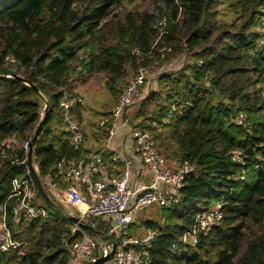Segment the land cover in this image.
<instances>
[{
    "label": "trees",
    "instance_id": "obj_1",
    "mask_svg": "<svg viewBox=\"0 0 264 264\" xmlns=\"http://www.w3.org/2000/svg\"><path fill=\"white\" fill-rule=\"evenodd\" d=\"M133 2L0 0V146L17 139L0 153V206L7 203L8 225L22 243L0 251V264H67L72 255L69 216L47 204L48 218H15L8 201L13 179L30 177L22 144L32 139L45 106L34 160L45 185L49 179L65 187L57 162L79 151L66 130L64 94L81 96V87L102 75L118 99L131 73L158 59L163 46L172 48L165 60L184 61L160 72L157 89L131 105L133 126L163 123L173 109L153 130L154 140L192 170L180 200L159 207L162 220L147 218L140 231L134 222L133 229L158 230L151 264H264V0H151L146 8ZM97 112L96 135L107 138L110 124L99 122L111 111ZM74 113L84 122L82 104ZM235 150L243 161L233 159ZM217 202L222 218L196 243L183 241L196 215ZM89 223L103 236L111 227L103 218Z\"/></svg>",
    "mask_w": 264,
    "mask_h": 264
},
{
    "label": "built area",
    "instance_id": "obj_2",
    "mask_svg": "<svg viewBox=\"0 0 264 264\" xmlns=\"http://www.w3.org/2000/svg\"><path fill=\"white\" fill-rule=\"evenodd\" d=\"M165 21L161 22L164 24ZM171 47L159 48L157 58L150 65H139L127 87L120 93L116 104L111 110V116L102 119L99 125L108 127L107 140H111L117 132L118 120L125 115L126 111L133 105L141 95V91L149 86L150 76L153 68L164 71L174 66V59H166V53ZM142 57L153 56V49L147 53L135 50ZM164 60L162 63L161 61ZM83 103L80 95L65 93L61 101L64 110L66 129L71 134L75 150L78 156L64 154L57 162V173L66 182L61 186L59 181L50 180V192L56 196L63 191L64 200L68 205L74 207L77 216L89 223V219L112 218L113 222L109 229L106 243L100 246L99 241L84 229L79 222L73 221L70 243L71 257L67 264H91L99 256L111 253L113 264H151L150 252L151 242L158 235V230L149 229L144 233L135 232L133 224L139 210L151 206H169L180 200V189L184 185L187 173L192 170L188 160H180L175 156L170 159L157 147L153 136V130L160 131L162 126L168 122L173 111L170 110L163 119V123L153 122L147 127L132 126L130 136L134 141L135 151L141 163L152 172L149 181L138 186L130 184V162L125 161V169L118 175L113 172L121 162L120 155L115 152L107 159L100 151H88L84 148V122L75 115L77 105ZM244 114L237 117L239 123H243ZM128 119H126V122ZM17 141L16 136L6 140L0 146V153L6 154L7 148L13 146ZM31 140H25L22 144L26 152V159L22 163L26 166L28 173V151ZM233 159L243 161L241 150L233 152ZM88 193H84L83 187ZM59 189V191H57ZM36 185L30 177H15L12 181V192L8 198L12 202V214L15 218H48L50 215L46 205L37 204ZM221 202L206 212L196 215L194 224L185 232L183 241L196 243L200 231H208L211 226L223 216ZM0 251L7 252L21 246V242L14 240L12 230L8 225L7 203L0 206ZM71 214H68V216ZM68 242V236L63 237ZM115 245V249L113 246Z\"/></svg>",
    "mask_w": 264,
    "mask_h": 264
},
{
    "label": "rangeland",
    "instance_id": "obj_3",
    "mask_svg": "<svg viewBox=\"0 0 264 264\" xmlns=\"http://www.w3.org/2000/svg\"><path fill=\"white\" fill-rule=\"evenodd\" d=\"M136 5L141 6V8L151 7V0H134V2L130 6L132 7V6H136ZM119 10H121V9H119ZM183 61H184L183 58L174 59V66H172L168 69H170V70L174 69V68L176 69L177 68L176 66H178L179 64H182ZM160 72H162V71H159L156 68H153L151 76H150L151 82H150L149 86H146V90H145V93H143V95L148 94L149 92H151V90L157 89L158 85H157L156 80H157V76ZM133 74H134V71L131 73L129 79L132 78ZM101 78H102V75H97L95 78H93L90 81V83L81 87V96L83 98L82 106L84 108V121H85V123L89 124L90 127L95 125V121L99 120V115H98L97 111H99V110L111 111L117 102V97L115 95H113L112 93H110L103 86ZM154 87L156 89H152ZM85 90H88V91L85 92ZM142 92H144V90L141 91V94H142ZM141 98H142V95H140V98L135 102V105H136V103L140 102ZM132 107L133 106H131L130 108L132 109ZM133 110L136 111L137 110L136 107ZM132 123L135 124V121ZM166 157H167V155H166ZM169 157L170 156H168L167 159H170ZM34 165H35V168L37 169V171L39 172V168H38L37 164L35 163V160H34ZM45 186H46V188H47V190L51 196V199L59 206V208H61L60 210L65 215L68 216V214H71L72 216H77L78 211L74 207H72L71 205H68L66 203V201L64 200L63 192H60V195L56 196L50 192V190H49L50 185H49L48 181H46ZM36 202H37V204H42V205L48 204L43 197L41 198L39 196H37ZM159 207L160 206L155 205V206H151V207L139 210L137 213L138 217H137L136 223H135L136 229H139V231L143 230V226L141 225V223L143 220H145L147 218H154V219H158L161 221L162 220V213H161V209ZM87 219H89V222H90L91 219L89 217ZM91 234L94 238H96L99 241L100 246H103L104 243H106L107 238L105 236L98 235V234L96 235L94 233H91ZM104 264H113L112 259L107 260Z\"/></svg>",
    "mask_w": 264,
    "mask_h": 264
},
{
    "label": "crops",
    "instance_id": "obj_4",
    "mask_svg": "<svg viewBox=\"0 0 264 264\" xmlns=\"http://www.w3.org/2000/svg\"><path fill=\"white\" fill-rule=\"evenodd\" d=\"M152 89H156V88L154 87ZM142 90H144V92H142L141 95H142V98H144L148 95V94L143 95V93H145L146 87L143 88ZM133 109L135 108H132V109L129 108L126 111L125 115L122 116L118 120L116 135L111 140H107V138H101L99 137V134L96 135V132H98V128H96L97 126L90 127L89 124L85 123L84 121V131L85 133H87V135L85 136L84 148L92 152L100 151L105 154L107 159L110 158V155L112 153L117 152L122 159H121V162H119V164L117 165V168L113 173L116 175L121 173L126 167L125 161L126 160L129 161L130 162V184L134 186H138L144 182L149 181L152 177V172L148 170L141 163L140 158L135 151L134 141L130 136V129L134 125V123L132 122L135 119V112H134L135 110ZM126 119H128L127 122H126ZM46 181L50 183L49 179H46ZM57 191H59V189H57ZM60 191L63 192L62 190ZM83 191L86 194L88 193L85 186L83 187ZM137 217H138V214H136L135 223H136ZM106 221H109L112 225L113 219L110 218ZM93 226L95 227V225ZM134 231L138 232L136 230Z\"/></svg>",
    "mask_w": 264,
    "mask_h": 264
},
{
    "label": "water",
    "instance_id": "obj_5",
    "mask_svg": "<svg viewBox=\"0 0 264 264\" xmlns=\"http://www.w3.org/2000/svg\"><path fill=\"white\" fill-rule=\"evenodd\" d=\"M46 113H47V106H45V114L44 116L42 117L41 121L39 122L36 130H35V133L31 139V142H30V147H29V151H28V165H29V169H30V174L33 178V181L36 185V188L37 190L39 191V193L41 194V196L45 199V201L48 203V204H51L55 207H57L58 209H61L59 208V206L51 199V196L44 184V182L42 181L40 175H39V172L37 171V169L35 168V165H34V148H35V145L37 143V140H38V137H39V134L41 132V129L43 127V124L45 122V119H46ZM69 217L73 220V221H76V222H79L80 225L86 229L87 231L91 232V233H94V234H98V235H102L101 232H99L92 224L84 221L83 219H81L80 217L78 216H70ZM113 249H115V245L113 246ZM111 256V253L108 254V255H102V256H99L95 261H93L91 264H104L108 259L109 257Z\"/></svg>",
    "mask_w": 264,
    "mask_h": 264
}]
</instances>
